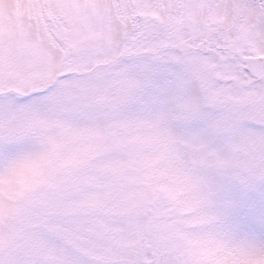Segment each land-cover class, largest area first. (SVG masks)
<instances>
[{"label": "snow or ice", "instance_id": "snow-or-ice-1", "mask_svg": "<svg viewBox=\"0 0 264 264\" xmlns=\"http://www.w3.org/2000/svg\"><path fill=\"white\" fill-rule=\"evenodd\" d=\"M0 264H264V0H0Z\"/></svg>", "mask_w": 264, "mask_h": 264}]
</instances>
